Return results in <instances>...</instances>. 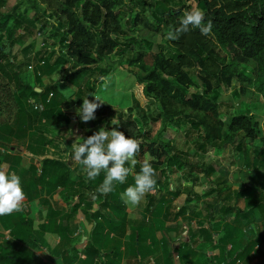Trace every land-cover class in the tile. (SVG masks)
Masks as SVG:
<instances>
[{"label":"trees","instance_id":"trees-1","mask_svg":"<svg viewBox=\"0 0 264 264\" xmlns=\"http://www.w3.org/2000/svg\"><path fill=\"white\" fill-rule=\"evenodd\" d=\"M170 1L175 5H169L167 2ZM3 3L4 0H0V166L5 161L8 172L13 169L20 176L21 184L25 183L23 190L30 199L40 197L41 202L46 204L49 201L47 196L54 194L53 187L57 185L61 186L59 192L64 198L76 197L74 204L68 205L70 212L64 213V219L61 218L60 231L56 230L61 240L67 238L71 244L66 252L78 257L75 244L80 242V237H69L68 222L73 213L82 207L92 224L81 251L85 256L83 264H94L100 256L103 257V264H120L124 245L132 248L136 264H143L144 259L156 251H161L156 264H162L161 261L172 264L176 255L182 258L181 264H194L191 255L202 246L196 239L200 234L206 237L203 243L210 244L211 250L222 252L221 258L218 253L204 255V264H250L249 260L259 255L264 246V127L261 128L257 113L247 107L221 115L224 101L221 88L231 86L233 79H237L264 96V0H197L198 8L205 13V23H212L211 33L205 36L198 28H190L189 32L180 34L175 40L169 39L168 33L179 26L183 13L192 9L191 4L181 0L142 1L141 12H149V33L139 36H131L125 28L129 24L123 19L120 8L127 5L126 0H54L52 8L44 7L41 0H16L7 11L2 10ZM139 19L137 11L130 30L137 29L135 23ZM24 22L32 26L40 25L38 32L41 34L44 28L51 26L48 55L34 57V40L16 53L11 51L22 37L16 36V28ZM158 37L157 49L153 50L152 44ZM42 41L41 46L46 44ZM53 53L56 57L50 62L49 54ZM111 54H117L119 59L125 57L124 54L130 56L124 60L135 73L142 93L155 103L165 130L174 129V123L184 121L192 132H197L199 149L213 146L221 150L224 145L238 140V150L242 145L246 151L252 147L256 150L254 160L259 163L260 170L254 166L256 169H251L247 181L244 179L232 191L224 181H214L209 191L213 194L212 202H206L208 223L201 220L199 213H194V206L188 211L190 198L187 194L191 188H181L180 184L174 186L167 174L173 172V167L188 169V175L197 181L198 177L192 174L194 171L200 170L204 174L202 177H208L214 173L213 168L197 167L180 153H170L167 149L169 141L161 135L152 139L145 130L131 135L141 141L137 164L125 183H116L114 191L106 195L96 191L105 173L89 180L83 165L76 163L69 168L61 157L45 156L49 145L58 147L48 134H54V131L46 123L50 124L52 117L57 125L61 120L68 122L69 119L62 111L65 99L55 85H44L42 76L60 70L59 66L67 63L69 70L62 80H78L85 75L104 76L106 68L103 63ZM37 58L38 63L34 65L33 61ZM246 65H250L252 71L248 76L241 70ZM94 81L97 82V79L92 80L93 85ZM49 93L51 96L48 98ZM77 94L82 95L78 90ZM33 103L38 107L33 109ZM129 111L122 108L119 112L122 117L131 120ZM3 115H6L4 119L1 118ZM120 115L118 118H121ZM121 120L114 121L109 115L98 122H105L103 128L109 131L118 124L117 130L130 136L126 128L130 121L121 125ZM14 140L31 157H43L40 173L36 167L33 171L28 170L21 163V157L14 153L17 148L12 143ZM257 140L259 143L256 144ZM68 141H64L65 147L72 149ZM145 158L150 160L157 173V185L155 191L145 196L144 214L131 220L127 218V206L121 196L129 186H134L135 174L140 172ZM183 165L186 167L182 169ZM54 166L61 171L49 175L48 170ZM125 166L131 167L130 162ZM226 187L228 193L222 195ZM183 190L187 197L176 214L190 223L188 229L191 235L187 234V240L176 244L168 235L170 230L176 229V225H166V218L173 199ZM158 192L160 196L155 199ZM84 195L86 198L83 199ZM240 200L243 201L242 206ZM48 210L49 223L44 224V230L53 232L51 217L56 210L51 207ZM20 220L22 223L19 226L27 223L31 226L26 216ZM192 220L196 223L194 227H191ZM127 228L130 233L126 241ZM11 233L18 238L15 229H11ZM28 234L37 239L29 229ZM40 243L50 250L47 241ZM60 243L64 246L62 241ZM13 245L10 241H2L0 257L6 248L8 251ZM213 257L217 258V263ZM7 258V264H14L9 261L8 254ZM259 260L253 264H264V257Z\"/></svg>","mask_w":264,"mask_h":264},{"label":"rangeland","instance_id":"rangeland-1","mask_svg":"<svg viewBox=\"0 0 264 264\" xmlns=\"http://www.w3.org/2000/svg\"><path fill=\"white\" fill-rule=\"evenodd\" d=\"M15 1L16 0H4V3L1 6L2 10H9L15 3ZM41 1H44V7L46 8H52L54 6V0ZM126 1L127 5L120 8V10L123 11V19H126L129 24V26H125L126 30L129 31L131 36H139L149 33V25L147 21L150 20V18L148 17L149 12H141V8L143 7L142 1L146 0ZM181 1L191 4L192 8H198L197 0ZM167 3L169 5H175L172 1ZM131 10H133V12ZM137 11H139L140 13V19L135 23L137 29L130 30L132 29L131 22L133 15ZM38 28H40V25L32 26L25 22L21 23V25L16 28L15 34L16 36L22 37L21 39L19 38L16 41L11 51L13 53H16L21 49V47L28 45L31 41L34 40L35 44L32 48V54L34 55V57L35 55L39 56L41 54L48 55L49 52L47 51V47H49L48 45L51 43V26L44 28L42 34L38 32ZM158 39L160 40V38L158 37L156 38V42H153L152 44L153 50L157 49L156 43L157 41H159ZM4 40L6 41V36H4ZM42 40H44L46 44L41 46L43 42ZM124 55L125 57H122L120 59L118 58L117 54H111L109 56L108 61L103 63L104 67L106 68L104 71V76H100L97 74L95 76L85 75L78 80L73 78H71L69 81L62 80L69 70L67 65L68 63L60 65V70H55L52 71L49 75L42 76L43 84L55 85L57 92L61 94L65 99L62 103L63 108H61L64 112V115L69 119L68 122H66L65 120H61L60 125H57L53 122L52 117V122L50 124H46L47 127L50 126V128L53 129L55 135L53 133L48 134L54 138L63 136L64 138L62 139L64 141L69 139L67 143L71 147V145L75 142L76 136H81L86 139L88 136H91L96 131H99L102 127H104L105 122L102 121L103 123H100L98 121L110 115L111 119L114 121L122 119L119 122V124L121 125H125V121H130L129 125H127L126 127L130 136L132 134L134 135L135 133L138 134V130L148 131L149 137L152 139H158V136L161 135L163 139L169 141L167 149L170 153H180L179 155H183L185 159L189 161V163H192L197 167H203L205 169L208 166H211L213 168L214 173L209 174L208 177H202L204 174L200 170L194 171L192 174L198 177L197 181L192 180L191 176L188 175V169H183L186 167L185 165L182 166L183 170H181V168L173 167V172L171 171L170 175L169 173L167 174L170 182L174 184V186H178L180 184L181 188H191V191H189V193L187 194L188 198H190L188 211L194 206V213L195 211L199 213L201 220L203 219L205 223H208L209 218L207 217L208 213L206 209V202H212L213 194L211 195V192L209 191L210 188L214 185V181H224V183H226V186L229 188V190L231 189V191L236 189L244 179L245 181H247V176L249 175L251 169H256L254 166H256L260 170V167L258 166L259 163L254 160L256 156V150L254 149V147H252L246 151L243 145L242 148L238 150L236 148L238 140H236V143L234 144L224 145L221 150L213 146H207L204 150L199 149L197 147L199 141L197 132H192L189 127L184 124V121H180L179 124L174 123V129L165 130L163 128L161 118H159L158 116V109L156 108L155 103L151 99L146 98L142 93L141 88L136 83L135 73L129 69L127 62L124 60L130 56L128 54ZM49 56L50 62L54 61L56 57L55 53H53V55L49 54ZM38 60L39 58H37V62L33 61L34 65L38 63ZM38 69L39 71H41L40 68ZM241 70L246 76L250 75L252 72L250 65L243 66ZM93 79H97V82L94 81L96 82L94 85L92 84ZM89 89H92L91 92H89ZM77 90L78 92H81V96H78ZM92 94L99 95L104 104L97 109L95 113L96 118L85 123L82 122L80 117L77 115V110L79 111V108L83 104V98L88 97V99L90 100L93 99V97L91 96ZM221 98L224 99L220 109L221 115H223L224 112L230 113V111H241L247 107L257 113V119L260 123V126L261 128L264 127V96L262 94H257L256 92H254L245 84V82L233 79L231 86H223L221 88ZM122 108L130 110L129 115L131 120H128L127 118L120 115L119 111ZM119 115L121 118H118ZM5 116L6 115H3L1 116V118L4 119ZM134 120H136V122ZM56 140L60 144L59 152H63L64 150L63 154L60 152L63 157L61 159L67 163L68 167L73 168L76 163L72 161L71 156L67 154V151H65V142H62L61 138H57ZM79 142H82V139ZM12 143L17 147L14 153L21 157V163L23 165H26V168L28 170L31 169L33 171V168L36 167L35 164H37V162L35 161L37 157H31L24 154V152L27 153L26 149L17 144L15 140L12 141ZM255 143H259L258 140L255 141ZM60 147L63 148V150H61ZM57 156V154H53L52 152L47 154V157L49 158H58ZM248 160L249 162H247ZM11 165L13 166V164ZM241 177H243L242 180L238 179ZM227 187L223 188L222 195H227ZM187 195L183 190L177 198L173 199L171 204L172 206L168 208L167 212V223H173L176 225V229L170 230L169 232L172 241L176 242V244L179 243L180 240H187V234L191 235V232L189 230L190 228L188 229V227H190V223L187 222V220H184L182 216H178L179 214H176L181 206L184 205ZM159 196L160 193L158 192L155 199H157ZM82 198H86L85 195ZM74 199L76 200V197L71 199V201H73ZM74 202L72 204H74ZM239 204L242 206L243 201L240 200ZM145 205L146 197L141 201L139 205L134 206L131 204H126L127 216L129 215L128 217L131 218L141 217V215L144 214L143 212ZM78 209L83 212L82 207ZM82 214L87 219L85 213ZM194 226H196V223L194 220H192L191 227ZM196 239L198 244L202 243V246L198 247L199 250H197V252H195L192 256L198 257V254L200 252L203 253L202 257L200 258L202 261L201 263L199 261L198 264H204V255L217 253L218 249L211 250L209 246L210 244H204L203 241L206 240V237L202 234H200V237ZM70 245L71 244L67 240V248H70ZM263 250L264 246L258 253L259 255L252 257L251 260H249V263H256L258 259L262 258L264 256ZM219 256L221 258V251L219 252ZM246 258H248V256ZM175 259L176 262L183 261L182 258H178V256H175ZM213 260L216 263L218 262L217 258L215 257H213Z\"/></svg>","mask_w":264,"mask_h":264},{"label":"clouds","instance_id":"clouds-1","mask_svg":"<svg viewBox=\"0 0 264 264\" xmlns=\"http://www.w3.org/2000/svg\"><path fill=\"white\" fill-rule=\"evenodd\" d=\"M190 28H198L201 34L206 36L211 33L212 23H205V13L202 10L192 8L183 13L179 26L168 33V38L178 39L180 34L189 32ZM91 96L93 99L84 98L79 111L77 110V115L85 123L94 120L97 109L104 104L99 95ZM115 126L110 131L102 127L86 139L76 136L71 145L72 161L84 166L89 180H94L102 172L105 173L103 182L96 190L104 195L113 192L116 183H125L127 177L133 173L137 155L141 150L140 140L126 136L125 132L117 130L118 124ZM81 139L82 142H79ZM129 162L131 167H126ZM156 176L150 160L145 158L140 172L135 174L134 186H129L122 193L121 199L126 204L139 205L146 194L155 191ZM93 198L95 199V195ZM25 199L20 176L15 172L9 173L6 167L0 166V216L22 210Z\"/></svg>","mask_w":264,"mask_h":264},{"label":"crops","instance_id":"crops-1","mask_svg":"<svg viewBox=\"0 0 264 264\" xmlns=\"http://www.w3.org/2000/svg\"><path fill=\"white\" fill-rule=\"evenodd\" d=\"M50 138L53 139L54 143H57L58 147L49 145L47 153L45 156H47L48 153L57 154V157H62V154L64 153L63 148H61L62 151L59 152V146L60 144L56 140L57 138L60 139V137H52L50 135ZM62 142L64 140L61 138ZM66 145V144H65ZM65 151H67V154L70 155L72 152V149L68 147V149L65 148ZM24 154L30 156L28 153ZM60 154V155H59ZM7 155V153H6ZM51 157V156H50ZM42 156H38L35 160L37 164H35L36 169L38 170V173H40L41 163H42ZM40 164V165H39ZM7 168V162L3 161L2 165ZM26 166V165H25ZM68 166V165H67ZM71 168V167H69ZM8 170V169H7ZM61 170L59 168L51 167L48 170L49 175H55L58 174ZM13 169L9 171V173H12ZM54 184V183H53ZM25 185V183H22V187ZM52 186V185H51ZM40 186H38L39 188ZM54 194L52 197H47L49 201L41 202L40 197L39 198H28L26 196V199L22 205V210L13 212L10 215H4L0 216V243L2 241H10L14 243V245L7 251H3L4 253L0 257V264H7V254L9 257V261H11L14 264H83L85 261V256L82 254V249L84 248V240L87 239L89 235L90 228L92 226L91 221L87 220L85 216L82 214L83 212L80 211V209H77L73 213V218L68 222L69 230L68 235L69 237H80V242L75 244V248L78 251V257L70 256L68 251L69 247L67 248V238H63L61 240L60 234L56 233V230L60 231V221L61 218L64 219L65 214H68L70 212V207L68 206L71 202V204L75 201H71L70 198H64V195H61L59 192L61 190V186L57 185L56 188L53 187ZM51 207V209L56 210V213L52 215V225L51 229H53V232H49L45 229V225L49 223V210L48 208ZM59 211V212H57ZM18 216L17 217H15ZM22 216H26V219L30 221L31 226L27 224H23L22 226H19V223H22ZM129 216V215H128ZM128 219H138L136 217L131 218L128 217ZM17 219V221H15ZM19 219V220H18ZM171 224V223H169ZM169 224L166 221V225L169 226ZM27 228V229H26ZM11 229H15L16 236L18 238H14ZM28 229L32 231V233L35 234L37 237L36 240L29 236ZM130 229H126V236L124 239L127 241L129 237ZM67 234H65L66 236ZM161 233L158 232L157 236L160 237ZM170 236V234H168ZM20 236V237H19ZM67 237V236H66ZM76 238V240H77ZM47 241L50 244V250H47L45 247L41 246L40 242ZM60 241L63 242L64 246H61L59 244ZM124 253L120 264H136V258L133 255L132 248L128 247L127 245H124L123 247ZM264 252V251H263ZM219 254V250L217 251ZM216 254V253H213ZM263 254V253H262ZM13 255V257H12ZM16 255V257H15ZM161 256V251H156L154 254L148 256L144 259L143 264H156L157 261H159ZM177 256V255H176ZM202 255L198 254V257H193L191 255V260L194 261V264H198L199 261L201 263ZM264 257V256H263ZM17 258V259H16ZM175 258V257H174ZM138 260V258H137ZM259 260V259H258ZM260 261V260H259ZM17 262V263H16ZM162 264H164V261H161ZM182 262H176V259L172 261V264H181ZM94 264H103V257H98L95 259ZM183 264H186L184 262Z\"/></svg>","mask_w":264,"mask_h":264},{"label":"built area","instance_id":"built-area-1","mask_svg":"<svg viewBox=\"0 0 264 264\" xmlns=\"http://www.w3.org/2000/svg\"><path fill=\"white\" fill-rule=\"evenodd\" d=\"M40 63L42 64L43 61H40ZM29 67H32V66H29ZM50 96H51V93H49L48 98H49ZM37 107H38V104L33 103V108H37Z\"/></svg>","mask_w":264,"mask_h":264},{"label":"water","instance_id":"water-1","mask_svg":"<svg viewBox=\"0 0 264 264\" xmlns=\"http://www.w3.org/2000/svg\"><path fill=\"white\" fill-rule=\"evenodd\" d=\"M37 90H39V89H37Z\"/></svg>","mask_w":264,"mask_h":264}]
</instances>
